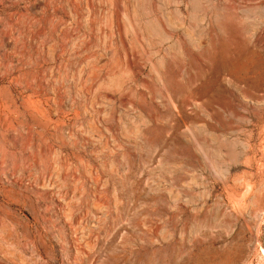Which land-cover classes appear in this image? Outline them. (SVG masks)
I'll use <instances>...</instances> for the list:
<instances>
[{"label":"rangeland","instance_id":"374dc122","mask_svg":"<svg viewBox=\"0 0 264 264\" xmlns=\"http://www.w3.org/2000/svg\"><path fill=\"white\" fill-rule=\"evenodd\" d=\"M0 264H264V0H0Z\"/></svg>","mask_w":264,"mask_h":264},{"label":"bare ground","instance_id":"6f19581e","mask_svg":"<svg viewBox=\"0 0 264 264\" xmlns=\"http://www.w3.org/2000/svg\"><path fill=\"white\" fill-rule=\"evenodd\" d=\"M100 177V176H99ZM98 178V177H97Z\"/></svg>","mask_w":264,"mask_h":264}]
</instances>
